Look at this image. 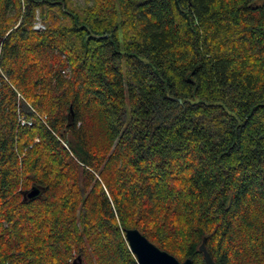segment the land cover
<instances>
[{"label":"trees","instance_id":"16d2710c","mask_svg":"<svg viewBox=\"0 0 264 264\" xmlns=\"http://www.w3.org/2000/svg\"><path fill=\"white\" fill-rule=\"evenodd\" d=\"M126 228L264 264V0H0V264H136Z\"/></svg>","mask_w":264,"mask_h":264},{"label":"water","instance_id":"95a60500","mask_svg":"<svg viewBox=\"0 0 264 264\" xmlns=\"http://www.w3.org/2000/svg\"><path fill=\"white\" fill-rule=\"evenodd\" d=\"M38 189L31 187L22 192V199L37 195ZM123 237L128 250L133 254L136 264H191L189 258L178 261L168 252L159 249L153 243L148 241L136 228H126L123 231ZM201 253L204 264H214L209 253L204 247V238L201 239L197 247ZM71 264H81L79 257L74 258Z\"/></svg>","mask_w":264,"mask_h":264},{"label":"rangeland","instance_id":"374dc122","mask_svg":"<svg viewBox=\"0 0 264 264\" xmlns=\"http://www.w3.org/2000/svg\"><path fill=\"white\" fill-rule=\"evenodd\" d=\"M77 2H79V3H81L82 2V0H76ZM38 21H39V23H41L42 24V22L38 19V16L36 15L35 16V18H34V20H33V22H32V27L36 24V23H38ZM42 26H43V24H42ZM41 29H43V28H41ZM40 29V30H41ZM36 30V29H35ZM38 30V29H37Z\"/></svg>","mask_w":264,"mask_h":264},{"label":"built area","instance_id":"2783aa9c","mask_svg":"<svg viewBox=\"0 0 264 264\" xmlns=\"http://www.w3.org/2000/svg\"><path fill=\"white\" fill-rule=\"evenodd\" d=\"M33 29H38V30H40L41 28H43V26H42V24L41 23H39V21H38V23H36L33 27H32Z\"/></svg>","mask_w":264,"mask_h":264}]
</instances>
